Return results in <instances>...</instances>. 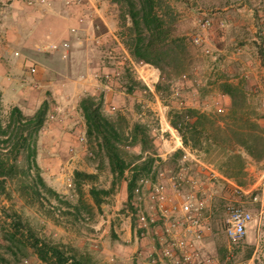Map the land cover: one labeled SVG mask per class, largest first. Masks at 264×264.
I'll return each mask as SVG.
<instances>
[{"label": "rangeland", "instance_id": "374dc122", "mask_svg": "<svg viewBox=\"0 0 264 264\" xmlns=\"http://www.w3.org/2000/svg\"><path fill=\"white\" fill-rule=\"evenodd\" d=\"M163 1L172 10L168 18L171 35L185 41L187 57L182 69L166 60L161 72L135 60L125 45L130 21L125 10L110 1L106 8L115 12L118 20L117 40L105 43L111 55L89 50L92 65L100 61L108 69H101L95 78L111 89V104L101 111L123 134L124 176L112 172L105 152L87 137L79 106L50 104L35 141L37 167L28 165L23 152L16 173L0 190V264H56L39 259L37 243L57 248L81 264L101 263L110 236L97 225L111 214L114 201L120 200L125 210L131 211L121 189L135 169L138 181L151 178V172L142 167L150 158L152 167L165 173L169 192L173 184L188 192L189 183L199 181L214 231L204 243L206 254L226 264H264V211L261 213L260 203L253 200L263 192L264 202V159L249 157L239 145L251 147L250 138L236 132L246 128L247 117L264 130L263 52L252 36L240 43L235 28L244 20L257 29L264 16V0ZM34 4V0H0V73L5 71L7 77L13 76L8 75L11 65L29 59L30 51L15 47L9 39L10 27L16 25L13 19L19 13L27 20L23 11ZM205 16L212 23L208 30L200 28ZM197 37L200 44L194 42ZM24 60L21 66L26 64ZM94 75L90 72L80 77L92 82ZM229 89L239 91L235 101L227 94ZM94 98L98 100L99 94ZM12 108L2 101L4 126ZM200 115L212 117L215 123L200 119L191 129L190 124ZM164 119L174 129V124L179 126L182 147L191 151L196 161L182 160L179 142L171 133L161 131ZM184 139L189 146L184 145ZM193 144L194 149L190 147ZM237 155L242 157L240 172ZM231 174L234 177L230 178ZM92 189L100 193V206L90 194ZM236 206L250 210L253 222L242 243L233 246L222 230L229 208Z\"/></svg>", "mask_w": 264, "mask_h": 264}, {"label": "crops", "instance_id": "0c3cea01", "mask_svg": "<svg viewBox=\"0 0 264 264\" xmlns=\"http://www.w3.org/2000/svg\"><path fill=\"white\" fill-rule=\"evenodd\" d=\"M34 2L32 7L23 11L27 20L19 13L13 19L16 25H12L8 33L15 47L30 51L29 59H23L26 61L24 66L20 64L23 60H19L16 66L11 65L12 72L8 74L13 75L11 78L7 77L5 71L0 73L2 101L18 107L25 116H33L45 103L47 108L53 102L78 107L82 98L98 94L102 99V108L111 104V89L95 78L101 69H108L103 68L100 61L92 65L89 59L90 48H94L97 54L111 55L105 43L117 40L118 20L115 12H109L106 8L109 1ZM235 26L240 43L248 41L251 36L252 40H257V36H254L257 31L250 23L243 20ZM250 31L251 35L248 33ZM53 46L58 50H52ZM85 47H88V51H84ZM33 66L37 73L31 75L30 68ZM90 72L95 74L92 82L80 77ZM66 113H63V117ZM83 124L86 128L85 122ZM121 195L129 200L128 183L121 189ZM132 212L125 210V205L117 200L111 204V214L99 221L97 227H103V233L109 234L110 243L106 257L98 264H111V259L116 260L115 264H141L135 255L141 248L147 247L148 240L140 241L136 236Z\"/></svg>", "mask_w": 264, "mask_h": 264}, {"label": "trees", "instance_id": "16d2710c", "mask_svg": "<svg viewBox=\"0 0 264 264\" xmlns=\"http://www.w3.org/2000/svg\"><path fill=\"white\" fill-rule=\"evenodd\" d=\"M113 4L120 5L128 17L131 28L126 38V47L131 56L140 63L156 66L164 72L162 63L166 60L174 61L180 69L185 65L187 57L186 45L184 39L173 37L168 25V18L172 10L169 5L164 6L163 0H109ZM227 94L236 100L239 91L229 89ZM102 99L87 97L80 102V110L86 124V134L89 139H94L98 148L105 152L109 159L112 172L123 177L127 169V164L121 156V143L123 134L119 132L115 124L108 120L101 111ZM2 94L0 92V190L3 189L5 180L13 176L17 171L16 162L19 156L25 152L27 163L31 167H37L36 164V137L42 129L45 116L47 113V104L42 107L31 117L25 116L18 107H13L8 115V121L4 126L1 120ZM195 112H193L194 114ZM196 114V113H195ZM181 118V117H180ZM182 119V118H181ZM211 121L212 117L200 115L197 117L191 129L199 120ZM245 119V118H244ZM246 128L236 129L237 134L249 137L252 143L251 147L239 145L245 150L249 157L254 160L264 159V130L260 129L256 123H252L250 118L245 119ZM210 122V123H211ZM198 125V124H197ZM175 129L177 131L179 126ZM181 127V126H180ZM222 131L221 127H217ZM180 132V131H179ZM185 146H189L187 140H183ZM5 149H1L4 148ZM194 149L195 145H191ZM240 161L239 172L243 170L242 157L234 156ZM153 159L143 163L142 167L152 171ZM138 169V168H137ZM132 178L128 180V192L130 204L132 192L138 181L137 170H133ZM228 175V174H227ZM230 175V178L234 177ZM76 176H82L76 173ZM92 178L90 175H84ZM41 180V179H40ZM97 206L101 205L99 198L100 193L95 189L90 191ZM102 194L108 195L109 191H102ZM38 257L42 262L53 260L56 264H81L74 259H68L57 248L43 243H37Z\"/></svg>", "mask_w": 264, "mask_h": 264}, {"label": "built area", "instance_id": "2783aa9c", "mask_svg": "<svg viewBox=\"0 0 264 264\" xmlns=\"http://www.w3.org/2000/svg\"><path fill=\"white\" fill-rule=\"evenodd\" d=\"M264 17V16H263ZM262 17L256 29L257 43L262 50L264 64V18ZM212 26L209 17H203L200 28L208 30ZM200 38L194 39L200 44ZM52 50H58L53 46ZM37 73L36 67L30 68V74ZM146 77L148 75H145ZM151 79V76L148 77ZM162 132L171 133L179 142L183 151V161H196L191 151L183 149L181 138L176 129L164 119ZM164 125V126H163ZM163 138V136H161ZM151 178L137 181L129 204L135 217V232L140 241L147 239V247L141 248L135 255L141 264H226L218 257L209 256L205 252L204 243L213 235L205 195L199 187V181L193 179L189 183L190 190L182 191L175 184L169 192V185L165 183L166 175L163 171L152 168ZM171 180V178H170ZM252 195L250 192H244ZM263 195V192H262ZM262 195L256 194L253 200L260 203V211H264ZM253 222L250 210L240 206L229 208L223 234L228 243L238 246L247 235V229ZM114 259H111L113 262Z\"/></svg>", "mask_w": 264, "mask_h": 264}]
</instances>
